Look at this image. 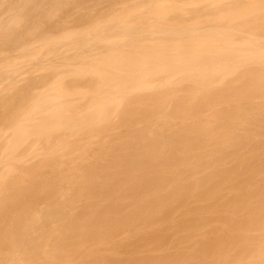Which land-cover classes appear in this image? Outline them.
Here are the masks:
<instances>
[{"label":"bare ground","instance_id":"bare-ground-1","mask_svg":"<svg viewBox=\"0 0 264 264\" xmlns=\"http://www.w3.org/2000/svg\"><path fill=\"white\" fill-rule=\"evenodd\" d=\"M6 1L9 0H0V12L8 3ZM12 1L10 0V2ZM117 1L118 3H116ZM133 1L94 0L92 3L95 6L99 4L100 7L101 4L105 5L104 9L106 4L103 3L115 2L117 6L120 5L119 10L116 4L115 8L114 5L113 8L112 5L109 6L110 9L117 10L112 11L113 13L110 10L111 14L107 12L109 14L106 18L108 22L105 21L106 24L103 22L105 25L100 27L102 28L100 32L105 34L108 31L110 33L111 31H113L112 33L123 31L128 34L130 39L132 38L131 43L139 45L141 50L138 46L136 48L138 51H136L134 46L126 43L125 46L132 47V53L128 51V54L124 50H129L130 47L123 50L118 49L120 47L119 38L112 40L109 36L111 40L109 41L107 36L108 39L105 38L106 40L99 44L102 46L107 40L108 43L113 41L112 49L110 50L109 46L110 48L105 51L106 47L104 46V51H100V53H104V57L100 55L102 58L98 57L99 59L93 53L95 62H97L95 65L93 63L90 65V62L94 60L89 59L90 62L83 61L85 66L81 67L82 69L77 67L78 70H82L77 74L73 73L75 77L79 75L76 77L78 80L79 78L84 79L82 81L85 82L88 75L91 77L88 78L90 81L85 82L90 83V89H85V92H89L84 94L85 97L89 101L96 98L100 102L99 110L94 107L96 112L91 113L92 115L88 113L89 120L84 116L87 119L84 120L85 123L83 115L87 116V114L82 112L87 108H84L82 103L79 104L81 100L79 102L73 98L77 92L73 91L75 95L72 91L69 93L68 89L70 88H68L67 93H63L66 89L62 90L64 87L60 88L59 86L57 89H61L62 92L54 89L51 91H56V94L61 92L64 95L56 96L49 90L51 87L47 83L50 84V81H46V77L42 74L39 75L40 77H36V81L42 75L45 78L38 79V81L42 80V84L39 81L40 85H45L43 83L45 81L47 82L45 86L48 85L49 88L44 86L46 89L43 92L39 93V91L38 96L35 94L34 97L37 99L29 98L36 90H40L37 89L38 86L41 87L38 82H34L35 78L31 79L33 86L26 83L28 86L24 91L28 87H32L33 90L35 85L37 87L33 93H31L33 91L31 88V92L28 89L29 97L26 95L27 93L25 95L19 93L17 95L20 96H16L17 92L14 94V91L15 96L11 95L12 99L9 95L12 93L9 91L11 89L8 88L6 90L9 91L8 96L10 97L5 99L2 96L5 92L0 89L2 92L0 93L2 96L0 97V172L4 170L0 174V264H73L70 262L71 260H75L76 264H140L142 261L141 264H264V105L255 101V99L264 100V49L254 48L256 51H253L251 48L255 47V43H261L260 40L264 37V32H261L264 31V23H257L258 20H264V4H261L262 1L264 3V0H256V3L251 0L254 4L248 0L254 6H251L247 0H237L236 4L244 2L243 4L239 3V9L241 6H246V10L245 8H243L244 11L242 8L240 9L242 12L240 10L234 12L235 8L238 9L234 0L230 4H226L225 7L220 4L216 9L211 8L209 4L205 6L204 2V6L198 5L201 9L208 10L204 19L208 26H213V28L211 27L212 31L214 28L217 29L219 22L221 23L219 25L224 23L222 26H227V29L228 26L231 28V24L235 22L231 32H226L227 30L224 32V35L230 34V36L227 35L229 38L223 36V31H219V33L210 36L213 38L205 35L203 39L207 37L206 42H202L201 37L199 40L197 38L199 35L188 33L197 25V29L201 28L202 31H207V28H210V26L203 27L207 26L204 25V20L198 21L203 17L200 15L201 13L199 14L200 17L202 16L201 18L193 13L198 11L199 7H194L191 12L190 8V10L186 7L183 8L182 0H179L180 3L182 2V7L174 5L176 3L172 4L170 1L168 2L169 6H162V8L159 6L161 4L159 2H163V0H138L134 2L137 4L140 2V5L141 2L142 4L147 2V8L134 12L133 9L140 10L141 6L139 5L137 8V4L134 6ZM187 1L190 4L202 2V0ZM257 1H260V4ZM10 2L9 8L6 7L7 10H4L6 12L2 13L3 15L0 17V51L1 48H7L5 49L7 52H9L8 49L17 48L16 50L21 51L19 52L21 53L20 57L16 54L17 58L25 59L15 63L19 59L14 62V58L9 57L10 61L14 62L9 63V58L3 57L7 60L8 65L3 61V64H0V80H7L6 82L17 76L19 71L21 73L24 66L26 70L27 65H33L32 62L35 60H41H37L38 57L34 51L38 48L37 44L43 43L48 52H52V54L55 52L54 55L57 52L60 54L62 50L59 51L60 48H57V45H67L74 41L77 43V40L85 39V37L92 39L93 35H97V30L92 28L96 25L90 26L89 23L95 18H100L99 21L105 19L106 14L102 17L100 14L104 12L96 11L100 14L95 18L92 14V18L90 17L92 20L88 17L90 11L89 14H86L88 16L85 21L87 22L89 19L88 25L90 29L92 28L93 34L90 29L84 30L85 22L81 21L84 16L79 14L83 10V4L78 8V3L75 4L71 0H14L12 3ZM71 2L74 7L78 6L75 8L76 12L73 11V6V9L69 7ZM132 2L133 5H131ZM175 2L177 1L175 0ZM180 3L177 2L179 5ZM232 3L234 9L233 5L231 6ZM164 5L166 4L164 3ZM208 5L211 9L208 8ZM229 5L233 11L228 8L231 13L223 12ZM248 5L251 8L247 7ZM98 7L97 5V9L101 10ZM90 8L87 7V10H84L88 11ZM117 11L119 14H116ZM132 11L140 13L133 16L139 23L138 25L136 22L130 21L131 18L133 20V17L129 18L133 15ZM83 12L85 15V11ZM189 12L197 16H194L196 19L198 18L194 22H199V24L192 22L195 19L193 17V19L190 18L191 21H182L187 24L191 22L190 26L180 25L179 15H181L180 17L186 16ZM60 13H65L66 16L70 13L75 15L70 14L65 17L63 14L59 16V20L57 14ZM153 13L155 16L150 15ZM203 13L205 14V12ZM223 13H226L225 16ZM76 14L82 18L79 19ZM170 15L176 16L175 18L172 16L174 19L178 17L179 20H176L179 23L175 24L176 21L170 18ZM52 16H56L55 20L57 19L58 23L67 18L65 19L67 21H62L63 25L67 23L66 28L64 27V31L60 30V35H57V37H62L60 40L55 39L56 33L52 34V31L49 33L50 29L47 31L44 29V24L51 25L49 18ZM70 16L72 18H69ZM156 16L158 19L155 18ZM113 17L114 19H112ZM150 17L157 19V22L154 19L156 23H151ZM240 18L243 19L244 24L248 21L247 18L249 21L253 19L248 27H244V24L242 26L240 23L242 22L239 20ZM48 19L49 22H47ZM69 19L83 25V27L79 25L84 30H82V34L81 31L78 33L79 31L75 28L76 34L66 33L61 36V33L66 32L65 29L69 28L68 23L71 24ZM109 19L112 20L109 21ZM170 19L175 21L174 24L169 23L172 21ZM143 20L146 23L145 26L142 25V27L127 33L126 28L133 27L128 23L141 26ZM99 21H97V27L101 26L102 21ZM147 21L153 24H150L152 28H156V36H153L155 30L149 28V23L148 27ZM209 22L211 24H208ZM213 22L218 23L212 24ZM255 22L262 29H260L261 31ZM93 24L91 22V25ZM192 24L196 26L192 27ZM54 25L52 27L55 29ZM255 25L257 28L251 31L259 32H255L249 40L256 35L257 38L252 41L255 42L256 39L259 41L252 45L253 42L243 39L250 37L253 33L250 34L249 29L246 28H250V26L253 28ZM60 26L58 25L59 29H61ZM85 26L87 27V23ZM234 26L239 27L235 32L240 31V28L245 29L239 33L244 30L249 32L250 35L246 36L242 33L245 37L239 33L238 36L245 43L249 42V46L244 42L245 46H243L245 50H248V47L251 48L252 52L246 51L247 53H245L243 49L239 51L236 48L240 43L238 42L239 37H236L237 33L232 34ZM225 27L219 26L218 29H226ZM203 28L207 30H203ZM195 29L192 31L196 32L197 29ZM141 31L145 34L141 33L140 35H146L147 39L143 38L142 40V37L139 36ZM47 33L52 35V38ZM260 33L261 38L258 36ZM99 34L98 37L100 36L99 39L102 40L103 37L101 38V34ZM53 36L55 37L53 38ZM201 36L203 37V35ZM232 36L234 39L230 41ZM155 37H159L157 41ZM223 37L229 40L225 41ZM99 39L96 40L99 42ZM179 39L181 40L179 41ZM146 40H149L148 43ZM222 40L224 43L221 42ZM262 40L264 41L263 38ZM83 41L81 40V51H83ZM154 41L156 42L154 43ZM235 41L238 42V45ZM92 42V40L88 41L91 44ZM96 42L93 44L98 45ZM117 42L118 48L116 47ZM263 43L260 47L264 48ZM87 44L85 42V45ZM143 44L148 46L150 44L151 47L146 45L145 47ZM259 45L261 44L256 46ZM122 46L120 48H123ZM241 46L242 43L239 48ZM16 50L9 53L13 54ZM109 50L110 52H108ZM112 50L115 51L113 53L115 56L108 55L113 52ZM117 50L119 54H124L116 57ZM98 51L97 54H99ZM105 52H108L107 55L110 56L107 59ZM3 53H5L4 50L1 54ZM83 53H80V58L86 56ZM86 54L88 55V53ZM8 55L6 53L7 57ZM66 55L63 59L67 61L64 63H68V66L65 65L67 67L72 65L75 68L76 65H73V61L74 64L79 63V61H75L80 60L79 55H76L77 59L74 54L73 56ZM90 56L87 57L90 58ZM46 59L41 60L43 61L42 68L50 65L49 60ZM83 59L81 58V60ZM46 61L49 62L48 65H46ZM236 64L243 65V72L241 71L240 75L238 72L242 68L235 69ZM37 65L39 64L37 63ZM80 65H83L82 61ZM66 66L62 68H66ZM41 67L39 65L38 69ZM46 69H51L53 72L52 68L47 67ZM115 70L123 72L118 74ZM234 70L238 71H236L237 79L225 82L226 76L234 73ZM63 73L61 72V76ZM45 75L47 74L45 73ZM56 75L59 76V74ZM80 75H85V78ZM14 80L15 86L17 80ZM74 81L76 80H73L72 86L75 85ZM24 82L22 81V83ZM2 83L4 84V81ZM76 84H79V81ZM62 85L63 83H61ZM81 92H84V89ZM94 96L96 97L94 98ZM85 97L84 100H86ZM28 99H31L30 104L27 103ZM77 101L80 106L76 105ZM94 102L95 106H98L99 102ZM114 108V112L117 109L121 110L120 115L118 114L119 116L114 119L118 121L113 120V115V118L111 117ZM55 118L58 119L57 122ZM86 121L88 122L86 123ZM8 124L11 130L10 133L8 132L9 136L6 137L9 130L5 126ZM116 129H122L123 133L119 130L121 133L115 135L114 130ZM76 130L80 133L81 139L84 136L85 141L87 140L86 144L91 141L96 143L92 147L96 145L97 147L92 148L88 145L87 148L85 145L87 148L85 150V147L83 149L84 145L82 146L85 141L81 143L79 139L78 146L75 143L71 144L72 146L76 145L74 152V150L72 151L74 148L70 149L71 146L69 148L64 146L65 140L61 145H63V149L65 147V150H70L63 153V150H60L62 149V147L60 148L61 140L64 137L65 139L71 137V133ZM74 138L76 137L74 136ZM95 140L97 141L95 142ZM35 146L36 148L40 146L42 150L33 149ZM88 149L89 151H87ZM76 151L79 153L75 155ZM73 153L74 155L69 159L68 155ZM28 154L38 157H34L35 160L30 158L32 156L28 157L33 162L25 161L24 157L21 160L22 155ZM5 166L10 167H6L8 172H6ZM1 177L5 178L1 180ZM3 180L6 181L3 182ZM176 213L180 216L179 220L175 218ZM121 236L128 238L127 240L131 239L133 242L130 243ZM122 238L125 239L124 243H130L133 247L130 244V246L128 244L126 246L122 242L124 240H120ZM143 250H147V252L150 250L154 257L150 254L152 258H147L149 253L145 255L147 252ZM155 253L159 254L155 255ZM143 255L146 258L141 257ZM136 258L137 260H135ZM231 258H234L235 261L233 259V262H230Z\"/></svg>","mask_w":264,"mask_h":264},{"label":"rangeland","instance_id":"rangeland-1","mask_svg":"<svg viewBox=\"0 0 264 264\" xmlns=\"http://www.w3.org/2000/svg\"><path fill=\"white\" fill-rule=\"evenodd\" d=\"M11 1H12V0H11ZM13 1H14V0H13ZM13 1H12V2H13ZM71 1H72L73 3L75 2V4L78 3L77 5H79V7H78L77 5H75V7H74V4H73L72 2L69 3V4L71 5V6H69V7L72 8V6H73L74 9H73V8H72V9H73V11L75 10V12H76V9H75L76 7L80 8V6H82V4H83L84 7H85V6H86V3L88 2V3H87V6H86L85 8L82 6V9H83V10H81L82 12L79 13L82 17L84 16V17H83L84 19H83L82 17H78L79 14H76V17H78L79 19L82 18L81 21H82L83 23H84V22L87 23V27H89V25H88V21H89V19H88L87 22H86L85 20L87 19V16H88V15H86V14H89V11H90V16H88L89 18H90V17L92 18V16H91L92 14H93V17H94V18H95V16L98 17L100 13H99V12H96V11L104 12V13L100 14V16H102V17H104V14H105V13L107 14V16H106V14H105V19H101V20H100V21H102V22H101V26H99V27H97V25H98V24H97V23H98L97 21H99L100 18H99V19H98V18H97V19L95 18L97 21H96L95 19L92 20V19L90 18V20H92V21H91L92 24H93V23H94V24L91 25V22H90L89 24H90V26H94V25H96V26H94V27H92V28H93V30L95 29V31L97 30L96 33H98V34H99V33L101 34L100 29H102V28H100V27H102L103 25L106 24L105 21L108 22V20L106 19V18L108 17V15L111 14L112 11H116V10H117V9L112 10L113 5H114V8H115V4L118 3V1H117L116 3H115V2H114V3H110V2H109V3H103V4H106V7H109V6L112 5V8L110 9V7H109V8H108L109 10H108L106 7H105V9H104V6H105V5L103 6V5L101 4V7H100L99 4H96V6H95V4H92V3H94V0H93V2H92V0H88V1H87V0H82V2H80V0H79V2H78V0H77V2H76V0H75V1H74V0H71ZM83 1H84V2H83ZM86 1H87V2H86ZM119 1H120V0H119ZM134 1H138V0H134ZM134 1H133V2H134ZM139 1H140V0H139ZM141 1H143V0H141ZM166 1H167V0H166ZM166 1L164 2V0H163V2H164L166 5H164L163 2H159V3L163 4V5L159 4V6H161V8H162V6H163V7H165V6H167V5L169 6L170 3H168V2L171 1L172 4L176 3V4H174V5H178L179 7L183 4V6H184L183 8H185V7L188 8V9L190 8V9L192 10L191 12H193L194 7H195V8H198V7H199L198 5H201L200 7H202V6H204V3H205V6H207V4H209L211 8L214 7V8L216 9V8H218V5L220 6V4H221L222 6L225 7L226 4H230L231 1H233V0H202V2L199 1L198 3L192 1V2H193L192 4L188 3L187 0H185V1L182 0L185 4H190V5H188V6H186V5H185L184 3H182V2H181V3H182V4H181L179 0H176V1H177L178 3H180V5L177 4V2H175V0H173V2H172V0H168L167 2H166ZM190 1H191V0H189V2H190ZM236 1H237V0H234L233 2L235 3ZM242 1H246V0H242ZM247 1H248V0H247ZM249 1H251V0H249ZM249 1H248V2H249ZM7 2H8V3H7ZM9 2H10V0H9V1H6L7 4H6L5 7L3 8V10L1 9L2 11L0 12V13H1V14H0V17L6 12V11L4 12V10H7V8H9V7H8V6H9ZM12 2H10V3H12ZM85 2H86V3H85ZM133 2H132L131 5H133ZM203 2H204V3H203ZM208 2H209V3H208ZM251 2H253V1H251ZM251 2H249V4H250ZM254 2L256 3V0H254ZM254 2H253V4H254ZM257 2L259 3L260 1H257ZM80 3H81V4H80ZM139 3H140V2H138V4H137L136 2H134V6H135V4H137L136 6H137V8H139V7H138V6L140 5ZM144 3H145V4H142V2H141L140 10H138V9H137V10H136V9L134 10V9H133V11H134V12H136V11L138 12V11H142L143 9L147 8V7H146V6H147V4H146L147 2H144ZM196 3H197V4H196ZM223 3H224V4H223ZM239 3H240V4H243L244 2H243V3H242V2H239ZM239 3H238V2H237V4L235 3L236 6L238 5V6H237L238 9H236V8L234 9V5H233V3L231 4V6L233 5L232 8L234 9V12H235V11H239L241 8H242L243 11H244L243 8H245V10H246V6H245V7H242V6H241V8L239 9V7H240V6H239ZM258 3H257V4H258ZM129 4H130V3H129ZM172 4H171V5H172ZM193 4H194V5H193ZM253 4L251 3L250 5H251V6H254ZM259 4H260V3H259ZM261 4H264L263 1H262ZM97 5L99 6L98 8H100L101 10L97 9ZM123 5H124V4H123ZM155 5H156L157 8H159L157 4H155ZM195 5H197V6H195ZM209 5H208V8H210ZM244 5H245V4H244ZM116 6H117V4H116ZM119 6H120V5H119ZM119 6H117V8H118ZM125 6H126V4H125ZM127 6H128V5H127ZM134 6H133V7H134ZM191 6H192L193 8H192ZM216 6H217V7H216ZM227 6H228V5H227ZM231 6L229 5V7H227V9L230 8ZM236 6H235V7H236ZM251 6L248 5L247 7L251 8ZM258 6H260V5H258ZM258 6H257V7H258ZM6 7H7V8H6ZM87 7H88V9L91 7V8H93V10H91V8H90V10L86 11V10H87ZM102 7H103V10H102ZM122 7H123V6H122ZM133 7H131V8H133ZM181 7H182V6H181ZM200 7H199V8H200ZM120 8H121V6H120ZM203 8H204V7H203ZM211 8H210V9H211ZM232 8H230V9L233 11ZM249 8H247V9H249ZM253 8L255 9L256 7H253ZM253 8H252V9H253ZM69 9H70V8H69ZM84 9H86V10H84ZM95 9H96V10H95ZM188 9H187V10H188ZM190 9H189V10H190ZM200 9H201V8H200ZM200 9H199L198 11L195 9L196 11H194L193 13H194V14L196 13L195 15H197V16H199V17H200V15H203V17L201 16L202 18L200 17V18H201L200 20H199L198 18H197V19H198V21H201V22L204 20L205 24H204V22H203V24H204V25H207V23H206L207 21H205V19H204L206 16H204V15H206V13H207L208 10L205 11V10H203V9H201V10H200ZM227 9H226L225 11H223V12H226V11H227V12H230V11H231L230 9H228L229 11H228ZM254 9H253V10H254ZM70 10H71V9H70ZM94 10H95V11H94ZM110 10H111V12H110ZM118 10H119V8H118ZM242 10H240V11L242 12ZM83 11H85V15H84V12H83ZM105 11H106V12H105ZM133 11H132L133 15L130 16L129 18L133 17L134 14H135V15L140 14V13H134ZM201 11H202V12H201ZM251 11H252V10H251ZM71 12H72V11H71ZM77 12H78V11H77ZM107 12H108L109 14H108ZM117 12H118V13H116V12H115V13H116V14H119V11H117ZM191 12H189L188 14H186V16L183 15L184 17H183V16L180 17L181 15H179L180 23H179V21H178V20H179L178 17L176 18V19H178V20L174 19L176 16H173V15H172V16L174 17V18H173V17L170 15L169 17L176 21L175 24L179 23L180 25L185 24V25H189V26H190L191 22H188V24H187V22L182 23V21H188V20L191 21V19H193V17L195 16V15L192 14ZM197 12H198V14H197ZM203 12H205V14H204ZM241 12H237V13L239 14V13H241ZM2 13H3V14H2ZM73 13H74V12H73ZM73 13H70V14L75 15V14H73ZM95 13H96V14H95ZM97 13H98V15H97ZM112 13H113V12H112ZM200 13H201V14H200ZM230 13H231V12H230ZM63 14L65 15V17H67V16L70 15V14H67V16H66L65 13H63ZM63 14H61V13H60V14H57V15H58L57 19L60 20L59 16H60V15L62 16ZM94 14H95V15H94ZM191 14H192V15H191ZM199 14H200V15H199ZM225 14H226V13H225ZM225 14L223 13V16H225ZM57 15H56V16H57ZM77 15H78V16H77ZM150 15L155 16L154 13H153V14H150ZM150 15H149V16H150ZM56 16H52V17H51V18L54 17V18H53L54 20H53V19L51 20V18H49V19H50V22H49V19H48L47 22H49L51 25H49V24H47V25L44 24V25H43V23H44L45 21H44L43 23H41V25L44 26V29H46L45 31H47V30L50 29V30H49V33H50L51 31L53 32V33L51 32L52 34H55V33H56V34H55L56 37L53 36V38L55 37L56 40H57V38L60 40V38H62V37H60V36L57 37V35H60V32H61L60 30L64 31V27H65V25H67V23H66V24L64 23L65 25H63V22H64L63 20H65V19H67V18H64L63 20L61 19L63 22H62V21H61V22L59 21V23H58V22H57L58 20H57V19L55 20ZM85 16H86V18H85ZM112 16H115V15L112 14ZM112 16H109V17H112ZM197 16H195V17H197ZM74 17H75V16H74ZM102 17H101V18H102ZM195 17H194V18H195ZM210 17H211V16L209 15V18H210ZM252 17H253V16H252ZM69 18H72V17L70 16ZM150 18H151V17H150ZM155 18L158 19L157 16H156ZM155 18H154V17L151 18V23L155 22V21H154ZM183 18H185V19L183 20ZM190 18H191V19H190ZM222 18H223V17H222ZM250 18H251V17H250ZM255 18H256V17H255ZM255 18H254V19H255ZM263 18H264V17H263ZM73 19H74V18H73ZM73 19H72V21H73ZM75 19H76V18H75ZM75 19H74V20H75ZM112 19H114V17H113ZM112 19H111V20H112ZM135 19H136V18L133 17V20H132V18H131L130 21H132V22H136L137 20H135ZM157 19H155L156 22H157ZM172 19H170V21H171ZM181 19H182V20H181ZM186 19H187V20H186ZM197 19H196V18L193 19L192 22H194V20L196 21ZM252 19H253V18H252ZM252 19H251V21H252ZM257 19H258V18H257ZM111 20L109 19V21H111ZM134 20H135V21H134ZM149 20H150V19H149ZM149 20H148V21H149ZM173 20H172L171 22H169V21H168V22H169L170 24H171V23L174 24L175 21H173ZM206 20H207V19H206ZM239 20L242 21V22H240ZM239 20H238V21H239L240 23H242V26H243V24H244L245 22L243 23V19L241 20V18H240ZM247 20H248V21H247ZM247 20H246V21L249 22V23L246 22V24H248V25L244 24V27H248V26L250 25V22H251V21H249V18H247ZM65 21H67V20H65ZM68 21H71V19H69ZM72 21H71V24L68 23L69 28L65 29L66 32L61 33V36L64 35V34H66V33H69V34H76L77 31H79L78 33H80V31H81V34L83 33V32H82V30H83V29H82L83 25H80L79 20L77 19V21H78L79 24H77L76 21H73V23H72ZM93 21H95V22H93ZM100 21H99V22H100ZM145 21H146V20H145ZM148 21H147V25H148V23H149V25H150L151 23L148 22ZM177 21H178V22H177ZM254 21H256V20H254ZM254 21H253V22H254ZM47 22H46V23H47ZM52 22H53V23H52ZM74 22L77 24V26H76V24H75ZM82 22H81V23H82ZM103 22H104L105 24H103ZM156 22H155V23H156ZM258 22H263V23H264V20H263V21L258 20L257 23H258ZM57 23H58V24H57ZM61 23H62V24H61ZM83 23H82V24H83ZM85 23H84V30L90 29V27L87 28V27L85 26ZM136 23H137V22H136ZM155 23H154V24H155ZM189 23H190V24H189ZM194 23H195V24H197V23L199 24V22H194ZM216 23H218V22H216ZM216 23L213 22L212 24H216ZM234 23H235V22H234ZM234 23L231 24V28H229V26H228V29H227V26H226V27H225V26H222L224 23H223L222 25H219V24H221V23L219 22L218 27H219V26H220L221 28H222V27H223V28L225 27L226 29H221V28L218 29V27H217V29L214 28L215 30L213 29V31L211 30V29L213 28V26H211V25H209L210 28H207V27H209L208 25H207V26H203V25H202L203 27H206L208 30L205 29V28H203V30H207V31H202V29L200 28L201 31H199L200 29H199V28H198L199 30L197 29L198 25H197V27H195L196 25H195V24H194V25L192 24V25H193L192 27H195L197 30L194 28V29L196 30V32H195V31H192V30H194V29L191 27L192 29H191L188 33H191V35H192V34H193V35H195V34H196V35H199V37L197 36V38H198L199 40L203 39L205 35H206L207 37H208V36L210 37V36L215 35L216 33H219V31H221V32L223 31V32H222L223 36H227L228 34H225V35H224V32H225L226 30H227L226 32H231L232 25H233ZM236 23H237V22H236ZM255 23H256V22H255ZM257 23H256V25H257ZM263 23H262V24H263ZM54 24H55V25H54ZM60 24L62 25L63 29H62V27L60 26ZM69 24H70L71 26H70ZM72 24H73V26H72ZM128 24H129V25H132L133 27L131 28V26H130V29H129V27H128L129 25H128ZM128 24H127V25H128V26H127L128 28H126V30H127V33H130V31H133V30H135V29H138V28L142 27V25L145 26L144 24H146V23H145L144 20H143V23H141V26H137L139 23H137V25L134 24V23L131 24V22L128 23ZM133 24H134V25H133ZM200 24H201V23H200ZM208 24H211V23L209 22ZM238 24H239V23H238ZM253 24H254V23H253ZM253 24H252V25H253ZM52 25L56 26L55 29L52 27ZM58 25L60 26L61 29L58 28ZM79 25L82 26V27H79ZM99 25H100V23H99ZM135 25H136L137 28L134 27ZM149 25H148V27H149ZM151 25H153V24H151ZM151 25H150L149 28L155 30V32H153V36H156V28H154V27L152 28ZM239 25H240V24H239ZM245 25H246V26H245ZM256 25H255V27H253V28L250 26L251 29H250V28H246L247 30L249 29L248 31L250 32V34L253 32L251 35L249 34V32H247V31H245V30H244V31L247 32V33H245L244 31H242V33L245 34V36H246L247 34L250 35V37H249V36L247 37L248 39H247L245 36H243L242 33H239L241 30H243V29H245V28H240V29H241L240 31L235 32V31H237V30L239 29V27H236L237 24H236V26H234V27L237 28V29L235 30V28H233L234 31L232 30V34H233V33H237V36H236V37H239V41H238V42H239L240 44L242 43V46H241V47H243V48H241V47L239 48L240 44L238 45V44H237L238 42L236 43V41H235L236 45H238V47L236 46V48H237L239 51H240V50L242 51V49H243V50L245 51V53H247V52L250 53V52H252L251 48L253 49V51H254V50L256 51V49H257V50H260V49L263 50V49H264L263 47H260V46H262V42H264V41L262 40V38L264 39V37H262V38L260 37V36H261V33H260V35H258V36L261 38V40H262V41L260 40L261 43H259V42L255 43L256 41H259V40H257V39L255 40V42L252 41V39L254 40V38H257L256 35H254V37H253L251 40H249V39L251 38V36H253V34H254L255 32H259V31L262 30V29H261L260 27H258V25H257L259 31H257V30H255V32H254V31H251V30H254V28H255V29L257 28ZM259 25H261V24H259ZM45 26H46V27L48 26V27L46 28ZM49 26H50V27H49ZM242 26H240V27H242ZM253 26H254V25H253ZM41 27H42V26H41ZM96 27H97V28H96ZM200 27H201V26H200ZM211 27H212V28H211ZM57 28H58V29H57ZM65 28H66V27H65ZM75 28H77V31L75 30ZM79 28H81V29H79ZM92 28H91L90 30L93 32ZM52 29H54V30H52ZM56 29L59 31V33H57L58 31H57ZM68 29H69V30H74V31H69ZM131 29H132V30H131ZM209 29H210V30H209ZM260 29H261V30H260ZM42 30H43V27H42ZM55 30H56V31H55ZM67 30H68V31H67ZM84 30H83V31H84ZM154 30H152V31H154ZM229 30H230V31H229ZM263 30H264V29H263ZM43 31H44V30H43ZM88 31H89V30H88ZM98 31H99V32H98ZM128 31H129V32H128ZM197 31H199V32H197ZM214 31H215V32H214ZM71 32H72V33H71ZM108 32H109V34H108ZM108 32H107V33L105 32V34H103V33H104V32H103V33H102L103 35L101 34V38L103 37L102 40L99 39L100 36L98 37V34H97V35H96V34L93 35L94 37H93L92 39H91L90 37H85V36H84L85 39H81V40H82V41L84 40V41L86 42V44L88 43V41L91 42V40L93 41L92 44L95 43V42L97 41L96 39H99L100 41H99V42H98V41L96 42V43L99 45V47H98V45H96V44H93V45H92L91 43H88L87 45H85V42L83 41V43H84V44H83V47H82V50H83V51H81V48H80V47H81L80 45L82 44L81 40H77V43L80 42V44H77V43L74 41V42H69L70 44L67 43V45H66V44H60V46L57 45V48H58V47L60 48L59 51L62 50V52H60V54L57 52L55 55H54L55 52H53V54H52V52H48V51H47V47H44V44H43V43H42V44H43V47H41V45H42L41 43H40L41 45H38V44H37L36 46H38V48H37V47H36V48H37L38 50H37V49H36L37 51L34 50V51L36 52V53H35L36 56L38 57L37 60H39V59H41V60L46 59L47 56H48V58H47L46 60H49L50 63L46 61L47 64H46V62H44V64L48 65V63H49L50 65H48V66H45V65H44V66H45L46 68H47V67L52 68L54 73L52 72L51 69H46L45 67H43V68L41 67L43 61H41V60L36 61V60H35L36 62H35V61H34V62H35L36 64H35L34 62H32L33 65H31V64H30V65H27L28 68H27L26 70H27L28 72L25 70L26 67L24 66V68H22L23 71H22L21 73H19V72H20V71H19V72L16 74L17 76H14L12 80L9 79V80H11L10 83H8L9 80H8V82H6L7 80H6V81H5V80H0L1 83H2V81H4V84H5V85L8 84L7 86H5L3 83H2L3 85L0 83V84H1V85H0V89H1V91L4 90L5 93L7 92V93H6V94H7V97H5L6 94H5L4 92H3V93H4L5 96L2 95V94H1V95L6 99V98L10 97L11 95H12V96H15L14 94L17 92V93H16V96H20V95H17V94H19V93H20V94H23V93H24V95L27 93L26 95L29 97L28 94L31 92V90H33L32 87H30L31 90H30V88L28 87V89L30 90V92H29L28 89H26V91H24V90H25V88H27L28 85L33 86V84H31V83H32V80H31V79H34V78H35V81H34V82H35V83L38 82V85H40L39 81H40L41 84H42V80H39V81H38V79H41V78L43 77L42 75H44V76L46 77V81H50V84L47 83V82H45V81H44L43 83H45V85H46V83H47L48 85H50L49 87H51V88H49L48 85H47V86H45V85H43V86L40 85L41 87H39V86L37 85V86H38V88H37V87H35V86H36V85H35V86L33 87L34 90H33L31 93H33V92L36 90V88H37V89H40V90H36L37 92L35 91L36 93L34 92L33 94H31V95H30L31 97H29V98H32V97H33L32 100H34V98H36V97H34L35 94H37L39 91H40L39 93H41V91L43 92V91L46 89V88L44 89V86H45V87H48L49 90H50V92H52V91H51L52 89H54V90H56V91L58 90V92H59V90H61V89H57V87L59 88V86H60V88L64 87V88H62V90H65V89H66L65 91H63V93H64V92L67 93V89L70 88V89H68V90H70L69 93H71V91L73 92V91L75 90L74 92H77V93H75V94L78 95V96H76V95L74 94V92H73V94L75 95V96H73V98H75L76 100H79V102H80V100H81V102H80L79 104L82 103L83 107H84V108H87V110H84V111L81 110V111H83L82 113L85 112L84 114H87V116H86V115H83V117L85 116L86 118H88L89 114H90V115L94 114V113H93V112L95 111L94 109L99 110L100 102H99V99H98V101H97V99L95 98L96 96H94L95 100H93V99H92L93 97H92L91 100H93V101H89V99L87 100V97H85L86 95H84V94H86V93H89V92H85V91H86L85 89H87V88H88V90L90 89V83H89V82L85 83V82L88 80V78H89L90 76L88 75V77L86 78V80H85V82H84V81H82V80H84V79H80V78H79V80H78L76 77H79V75H76V77H75V74H77V73H79V72L82 71V70L80 71V69H82V68L85 66V65H84V62H86V61L90 62L89 59H92L91 61L94 60L93 62H90V63H91L90 65H93V64L95 65V64L97 63V62H95L96 59L94 58L96 55H97L96 58H98V57L102 58L100 55H103V57H104V53H103V52L100 53V51H102V50L104 51L105 47H106V49H105V51H106L107 48H110V47H111V43H114L113 41H112L111 43H110V42L108 43V40L111 41V40H110V37H111L112 40H114V39H116V38H117V39L119 38L120 43H121V44L119 43V45H120V47L123 45V46H122L123 48H120L119 45H118V42H119V41H118V40H115V41H118V42H117V45H116L117 48L119 47L118 49H122V50H123V49H126V48L128 49L130 46H129V45L125 46L126 43H127V44H130L132 47L134 46L135 49L139 46V45H137V44H134V45H133V44L131 43V42H132V41H131L132 38L130 39V37L128 36V34H126V33L123 32V31H121V32L119 31V32H115V33H112L113 31H111V33H110V31H108ZM192 32H193V33H192ZM211 32H212V33H211ZM261 32H264V31H261ZM49 33H47V34H48V36L51 37L52 35H50ZM141 33H142V34H145V32L141 31V32L139 33V36L142 37V40H143V38H146V39H147V37H145L146 35H145V36L140 35ZM200 33H201V34H200ZM205 33H206V34H205ZM238 33L241 34L243 37H245V38L243 39L244 41H245V39L248 40V41H251V42H253V44L250 43V44H252V45H254V43H255V47H254V46H252V47L250 46L251 48L248 47V50H247V49L245 50V49H244V46H245L246 44L248 45L249 42L246 41L247 43H245L244 41H242V40L240 39V36H238ZM42 34H43V33H42ZM45 34H46V33H45ZM91 34H92V33H91ZM93 34H94V32H93ZM100 34H99V35H100ZM110 34H111V35H110ZM116 34H117L118 37L116 36ZM122 34H123V38H122ZM43 35H44V34H43ZM85 35H86V34H85ZM88 35H90V34H88ZM88 35H87V36H88ZM125 35H126V37H124ZM196 35H195V36H196ZM201 35H203V37H202ZM107 36H108L109 39L107 38ZM109 36H110V37H109ZM112 36H113V37H112ZM114 36H115V37H114ZM119 36H120V37H119ZM149 36H150V35H149ZM228 36H230V34H229ZM228 36H227V38H229ZM233 36H234V35H233ZM233 36H232V39H231V37H230V39H231L230 41H232V40L234 39ZM50 37H49V38H50ZM91 37H92V35H91ZM95 37H96V38H95ZM127 37H129V39H126ZM140 37H139V39H140ZM200 37H201V39H200ZM207 37H206V38H207ZM236 37H235V38H236ZM27 38H29V37H27ZM51 38H52V37H51ZM105 38H107L108 40H107L106 42H104V45L101 46L99 43L102 44V42H103L104 40H106ZM113 38H114V39H113ZM120 38H122V39H120ZM124 38H125V39H124ZM158 38H159V37H158ZM158 38L155 37L156 41H157ZM179 38H181V37H179ZM206 38H205V39H206ZM210 38H213V37H210ZM210 38H208V39H210ZM223 38H225V39H223V40H225V41L227 40L226 37H223ZM260 38H258V39H260ZM89 39H91V40H89ZM93 39H94V40H93ZM152 39H153V38H152ZM195 39H196V38H195ZM205 39H203L202 42H206ZM217 39H218V38H217ZM221 39H222V38H221ZM221 39H219V40H221ZM237 39H238V38H237ZM142 40H141V41H142ZM159 40H160V39H159ZM180 40H181V39H179V41H180ZM223 40H222L221 42H223ZM228 40H229V39H228ZM228 40H227V41H228ZM235 40H236V39H235ZM101 41H102V42H101ZM123 41H124V42H123ZM144 41H145V39H144ZM146 41H147V43H148L149 40H146ZM150 41H151V40H150ZM156 41H154V43H155ZM182 41H183V40H182ZM182 41H181V42H182ZM196 41H197V40H196ZM210 41H211V39H210ZM230 41H229V42H230ZM240 41H241V42H240ZM129 42H130V43H129ZM142 42H143V41H142ZM152 42H153V41H152ZM152 42H151V43H152ZM181 42H180V43H181ZM243 42H244L245 45L243 44ZM74 43H76V44L74 45ZM106 43H107V44H106ZM115 43H116V42H115ZM144 43H145V42H144ZM149 43H150V42H149ZM154 43H153V44H154ZM200 43H201V42H200ZM223 43H224V42H223ZM225 43H226V42H225ZM89 44H90V45H89ZM105 44H106V45H105ZM108 44H109V45H108ZM124 44H125V45H124ZM140 44H141V43H140ZM258 44H261V45L258 46V47H260L259 49H258V47L256 46V45H258ZM263 44H264V43H263ZM73 45H74V46H73ZM135 45H136V46H135ZM143 45H144V46L146 45L147 47H151L150 44H149V46H148L147 44H143ZM243 45H244V46H243ZM67 46H68V47H67ZM94 46H95V47H94ZM100 46L102 47L101 50H100V48H101ZM104 46H105V47H104ZM109 46H110V47H109ZM146 46H145V47H146ZM248 46H249V45H248ZM263 46H264V45H263ZM39 47H40V49H39ZM76 47H77V48H76ZM87 47H91V48H87ZM132 47H130L129 50H124V51H127L126 53H128V51H129L130 53H132V51H131V48H132ZM79 48H80V49H79ZM83 48H84V49H83ZM95 48L97 49V51H98V49H99V51H98L99 54L96 53L97 51H96ZM113 48H115V47H113ZM117 48H116V49H117ZM254 48H256V49H254ZM5 49H7V48H3V49L1 48L0 54L2 53L3 50L5 51V53H3V54L0 55V60H1L0 64H3L2 61L5 62V64H7V63H6V62H7L6 59L9 58V57H10V58H11V57L14 58V59H13L14 62H15L16 59H19V58H17L18 56H17L16 54H18L19 57H20L21 53H19V52H21V51L16 50L17 48H16V49L14 48V50H16L17 52L15 51L16 53L14 52L13 54H10L9 52H13L14 50H9V49H8L9 52H7V50H5ZM11 49H13V48H11ZM71 49H72V51H71ZM93 49H94L96 52H93V51H94ZM111 49H112V47L110 48V50H111ZM110 50H109L108 52H110ZM114 50H115V49H114ZM114 50H112L113 52L109 53L108 55L113 54V53L115 52ZM122 50H121V51H122ZM139 50H141V49H140V46H139ZM34 51H33V52H34ZM41 51H42V52H41ZM77 51H78V52H77ZM80 51H81V52H80ZM89 51H90V52H89ZM117 51H118V50H117ZM117 51H116V52H117ZM121 51H120V52H121ZM133 51H134V48H133ZM136 51H138V49H136ZM244 51H243V52H244ZM246 51H247V52H246ZM263 51H264V50H263ZM43 52H44V53H43ZM82 52H84L83 54L86 55L85 57H81V58H84L83 60H81V58H80V56H81L80 53H82ZM91 52H92V53H91ZM108 52H105V54H106L105 58H106V59L110 57V56L107 55ZM6 53H7V55L9 54L8 57L6 56ZM39 53H40V54H39ZM66 53H68L67 55H70V56H71V55L73 56V54H74V56H75L76 58H75V57H73V58H75V59H77V56H76V55H79L78 58H80V60L82 61V64H83V65H80V64H81V61L78 59V60H75V61H79V63L74 64V61H73V65H76L75 68H74V66H72V65H70V67H67V66H68V65H67L68 63H64V62H67V61L63 59V58L65 57ZM71 53H73V54H71ZM86 53H88V55H87ZM93 53H95V54H94L95 56L93 55ZM117 53H118V55H117ZM117 53H116V57L119 56V55H123V54H124V53L119 54V51H118ZM4 54H5V55H4ZM35 54H34V55H35ZM91 54H92L93 56H92ZM128 54H129V53H128ZM2 55H4V56H2ZM15 55H16V58H15ZM46 55H47V56H46ZM53 55H54V56H53ZM67 55H66V56H67ZM90 55H91V56H90ZM98 55H99V56H98ZM113 55H114V54H113ZM125 55H126V54H125ZM45 56H46V57H45ZM50 56H51V57H50ZM87 56H90V58L87 57ZM107 56H108V57H107ZM114 56H115V55H114ZM127 56H128V55H127ZM3 57L6 58V59H4ZM43 57H44V58H43ZM61 57H62V58H61ZM86 57L88 58V60H86V59H87ZM92 57H93V58H92ZM111 57H112V55H111ZM10 58L8 59V60H9V63H10V62H13V61H10ZM23 59H25V58H21V59H19V60H16L15 63H17V62H21ZM50 59H51V60H50ZM98 59H99V58H98ZM98 59H97V60H98ZM4 60H5V61H4ZM52 60H53V61H52ZM56 60H57V61H56ZM84 60H85V61H84ZM23 61H24V60H23ZM25 61H26V60H25ZM44 61H45V60H44ZM83 61H84V62H83ZM14 62H13V63H14ZM70 62H71V61H70ZM99 62H100V61H99ZM37 63L40 65L41 68L38 69L39 65H37ZM40 63H41V64H40ZM53 63H55V64H53ZM63 63H64V64H63ZM92 63H93V64H92ZM65 64H66L67 66H66ZM71 64H72V63H71ZM7 65H8V64H7ZM61 65H62V66H61ZM63 65L66 66V68H62V67H64ZM77 65H78V66H77ZM87 65H88V64H87ZM239 65H240V66H239ZM239 65L236 64V66H234V68L237 69V70H239V68H242V66H243L242 64H239ZM2 66H5V65H2ZM33 66H34V67H33ZM52 66H53V67H52ZM0 67H1V66H0ZM29 67H31L32 70H31V68H29ZM56 67H57V68H56ZM58 67H60V68H58ZM77 67L80 68V69L78 70ZM81 67H82V68H81ZM86 67H87V66H86ZM114 67H116V66H114ZM4 68H5V67H4ZM55 68H56V69H55ZM2 69H3V68H2ZM2 69H1V70H2ZM20 69H21V68H20ZM22 69H21V70H22ZM34 69H35V70H34ZM40 69H41V70H40ZM42 69H43V70H42ZM44 69H45V70H44ZM60 69H61V71H60ZM72 69H73V70H72ZM76 69H77V71H76ZM38 70H39V71H38ZM46 70H51V71H46ZM55 70H56L57 72H56ZM66 70H67V72H68V70H69V72L67 73ZM237 70H234V71L236 72ZM41 71H44V72H41ZM58 71H59L60 73H59ZM74 71H75V72H74ZM78 71H79V72H78ZM117 71H118V70H115V72L118 73V74H122V72H123V71H122V72H121V71H120V72H117ZM241 71L243 72V68L240 69L239 72L237 71V72L239 73V75L242 73ZM47 72H48V73H47ZM61 72H62V73L64 72V73L62 74V76H61ZM235 72L232 73V74L230 73L229 76L227 75L226 78H225V79H226L225 82H232L233 80L237 79L238 74H237V72H236V74H235ZM22 73H23V74H22ZM30 73H31V74H30ZM45 73H46L47 75H45ZM73 73H75V74H73ZM40 74H42V75H41V78H38L37 81H36V77H37V76L40 77V76H39ZM56 74H59V76L56 75ZM64 74H65V75H64ZM72 74H73V76H72ZM118 74H117V75H118ZM22 75H23V76H22ZM30 75H31V76H30ZM49 75H51V76H49ZM69 75H70V76H69ZM85 75H86V74H85ZM85 75H84V76L80 75V76H82L83 78H85ZM20 76H21V77H20ZM34 76H35V77H34ZM48 76H49L50 78H49ZM53 76H54V77H53ZM56 76H58V77H56ZM86 76H87V75H86ZM17 77H18V79H17ZM26 77H27V79H26ZM45 77H43V78H45ZM47 77H48V78H47ZM73 77H74V79H73ZM20 78H21V79H20ZM22 78H25V79L23 80ZM57 78H59V79L56 80ZM70 78H71V79H70ZM75 78H76V79H75ZM90 78H91V77H90ZM14 79L17 80L15 86H14V83H15V82H13ZM53 79H54V82H53ZM60 79H61V80H60ZM92 79H93V78H92ZM92 79H91V80H92ZM115 79H116V78H115ZM117 79H118V78H117ZM117 79H116V80H117ZM15 80H14V81H15ZM21 80H22V81H25V82L22 83ZM73 80H76V81H74V84H75L74 86H72V85H73ZM119 80H121V78H119ZM231 80H232V81H231ZM58 81L60 82V85H59V82H58ZM66 81H68V82H66ZM77 81H79V84H76ZM88 81H90V79H89ZM18 82H19V83H18ZM51 82H53V83H51ZM64 82H65L66 84H65ZM81 82H84V83H81ZM11 83H13V84H11ZM26 83H27L28 85H27ZM35 83H34V84H35ZM57 83H58V84H57ZM61 83H63L64 86H63V85L61 86ZM10 84H11V85H10ZM19 84H20L21 86H20ZM68 84H69V85H68ZM70 84H71V85H70ZM80 84H81V86H80ZM82 84H84V85L82 86ZM86 84H88L89 86L86 85ZM16 85H17V86H16ZM51 85H53L54 87L51 86ZM56 85H57V86H56ZM67 85H68V87H67ZM78 85H79V86H78ZM85 85L87 86L86 88H85ZM1 86H2V88H1ZM3 86H4V88H3ZM25 86H26V87H25ZM55 86H56V88H55ZM65 86H66V87H65ZM69 86H71V87H69ZM6 87H7V88H6ZM17 87H18V88H17ZM72 87H74V88L72 89ZM81 87H82V88H81ZM8 88L11 89V90H9V91L12 92V93L10 92V93H11V94H9L10 96H8L9 91L6 90V89H8ZM13 88H14V89H13ZM48 88H47V90H48ZM77 88H78V89H77ZM18 89H19V90H18ZM83 89H84V92H85V93H84V92H81V93H80V91H81V90L83 91ZM22 90H23V91H22ZM62 90H61V92H62ZM78 90H79V91H78ZM1 91H0V93H2ZM14 91H15V92H14ZM27 91H28L29 93H28ZM56 91H55V92L53 91V92L56 94ZM13 92H14V94H13ZM53 92H52V93H53ZM58 92H57V93H58ZM61 92L58 93V94H62ZM78 92H79V93H78ZM54 93H53V94H54ZM58 94H56V96H58ZM80 94H81V95H80ZM32 95H33V96H32ZM38 95H39V94H37V96H38ZM62 95H64V94H62ZM82 95H84V96H82ZM2 96H0V97H2ZM12 96H11V97H12ZM54 96H55V95H54ZM117 96H118V98H119V95H117ZM84 97H85V99H86L87 101L84 100ZM82 98H83V99H82ZM88 98H89V97H88ZM97 98H98V97H97ZM12 99H13V97H12ZM36 99H37V98H36ZM3 100H4V99H3ZM82 100H84V101H82ZM0 101H1V99H0ZM29 101L31 102V99H28V102H27V103H29ZM94 101L99 102V103H97L98 106L96 105L98 109L96 108V106H95V104H94V103H95ZM255 101L258 102V103H260V104H263V105H264V100H263V99H255ZM83 102H84L85 104H84ZM90 102H92V103L89 104ZM75 103H77L76 105L80 106V105L78 104V101L75 102ZM29 104H30V103H29ZM29 104H28V106H29ZM87 104H88V105H87ZM86 105H87V106H86ZM89 105H90V106H89ZM81 107H82V106H81ZM83 107H82V108H83ZM94 107H95V108H94ZM91 108H92L93 111L90 110ZM93 108H94V109H93ZM219 108H220V107H219ZM119 109H120V107H119ZM119 109H117L116 112H114L115 108L113 109V111H112V113H111V117H112V115H113V117H114V118L112 117L113 120L116 119V118L120 115L119 112H121V110H119ZM217 109H218V107H217ZM217 109H216V110H217ZM220 110H221V108H220ZM90 111H91V112H90ZM95 112H96V111H95ZM113 112H114V113H113ZM82 113H81V114H82ZM88 113H89V114H88ZM91 113H92V114H91ZM118 114H119V115H118ZM205 114H207V112H205ZM115 115H117V116H115ZM85 117H84V118H85ZM86 118L83 119V122H84V120H87ZM55 120H56V122L58 121V119H56V118H55ZM88 120H89V118H88ZM114 121H118V120H114ZM56 122H55V123H56ZM87 122H88V121H86V123H87ZM89 122H90V121H89ZM84 123H85V122H84ZM97 123H99V122L97 121ZM97 123H96V124H97ZM88 124H89V123H88ZM90 124H91V122H90ZM90 124H89V125H90ZM5 125H7V124L5 123ZM86 126H87V125H86ZM5 127H7V129L9 130V131H7V129L4 130L5 132L7 131V133H6V134H7L6 137H7V136H9V133H10L11 127L9 126V124H8V126H5ZM5 127H4V128H5ZM8 127H9V128H8ZM119 130H120V129H119ZM119 130H118V129L114 130L115 135H116V133H118V134L121 133L120 131H122V133H123V130H122V129H121L120 131H119ZM53 131H54V130H53ZM76 131H77V130H76ZM76 131H75V132H76ZM116 131H119V132H116ZM8 132H9V133H8ZM75 132H74V133H75ZM11 133H12V132H11ZM74 133H73V132L71 133V135H72L71 137H70V136H69V137L66 136V137H68V138H66V139H65V137H64V138L61 140L60 145H61L62 142H63L62 144H64V141L66 140L64 146H66V147L68 146L67 148H69V147L71 146L70 149H71V148H74V149H72V151L74 150V152H75V146L79 143L80 140H81V141H80L81 143H82L83 141H85V138H84V136H83L82 139H81V138H80L81 135H80V133H78V131H77V134H76V133L74 134ZM73 134H74V135H73ZM10 135H11V134H10ZM78 135H79V136H78ZM113 135H114V134H113ZM113 135H112V136H113ZM74 136H75L76 138H77V137H78V138L76 139V138H74ZM72 137H73V138H72ZM113 137H114V136H113ZM8 138H9V137H8ZM10 138H11V137H10ZM69 138H70V139H69ZM83 138H84V139H83ZM97 138H98V137H97ZM97 138H95V139H97ZM79 139H80V140H79ZM93 139H94V138H93ZM93 139H92V141H94ZM107 139H109V138H107ZM71 140H72V141H71ZM73 140H74V142H73ZM75 140H76L77 142H76ZM78 140H79V141H78ZM86 141H87V140H86ZM86 141L83 142V144H82V146L84 145V146H83V149H84L85 145H87V148H88V145H89V147H92L93 144H96V143H92L91 141H90V143H92L91 145H90L89 142H87V143H89V144H86ZM96 141H97V140H95V142H96ZM74 143H75L76 145H75V146H72V145H74ZM84 143H85V144H84ZM71 144H72V145H71ZM60 145H59V146H60ZM37 146H38V145H37ZM62 146H63V145H61L60 148H61ZM77 146H78V145H77ZM94 147H97V145L94 146ZM94 147H92V148H94ZM32 148H33V147H32ZM32 148H31V149H32ZM37 148H38V149H37ZM37 148H36V146H35L33 149H37V151H39L40 146L37 147ZM87 148L85 147V150H86ZM70 149H68V150H70ZM40 150H42V149H40ZM60 150H63V151H62L63 153H64V152L66 153V151H68V150H65V147H64V149H63V147H62V149H60ZM64 150H65V151H64ZM87 151H89V149H88ZM76 152H77V151H76ZM63 153H62V154H63ZM71 153H72V152H71ZM71 153H70V154H71ZM78 153H79V152L75 153V155L78 154ZM29 154H30V153H29ZM29 154H28V155H25V156L22 155V156H21V160H22V157H24V158H23L24 160H25V158H26L25 161H29L30 159H29L28 157L32 156V155H29ZM70 154L68 155L69 159L72 158V157H70V156H73L74 153H73L72 155H70ZM26 156H27V157H26ZM64 156H65V154H64ZM34 157L37 158L38 156H32V157H30V158L33 159V160H35ZM65 157H67V155H66ZM74 157H75V156H74ZM27 158H28V159H27ZM38 159H39V158H38ZM24 160H23V161H24ZM67 160H68V159H67ZM31 161H32V160H30V162H31ZM36 161H37V160H36ZM36 161H35V162H36ZM32 162H33V161H32ZM1 164H2V163H1ZM20 164H21V163H20ZM23 164H24V163H23ZM3 165H4V164H3ZM1 166H2V165H1ZM6 167H9V166H5V169L7 170V171H6V170H5V171L8 172L9 170H8V168H6ZM2 168H3V167H2ZM9 168H10V167H9ZM1 171H2V169H1ZM10 171H11V170H10ZM2 172H4V170H3ZM2 172H0V174H1ZM5 174H6V173H5ZM4 176H5V175H4ZM5 177H7V176H5ZM5 177H4V178H5ZM50 177H51V176H50ZM4 178L1 177V180L4 179ZM7 179H8V178H7ZM5 181H6V180H3V182H5ZM176 215H177V213H176ZM176 215H175V216H176ZM179 215H180V214H179ZM179 217H180V216L177 215L175 218H177V219L179 220ZM123 235H124V233H123ZM125 235H126V233H125ZM127 236H128V235H127ZM129 236H130V235H129ZM121 237L125 238L124 236H121ZM123 238L120 239V240H124V241H122V242L124 243V242H125V239L127 240L128 238H125V239H123ZM118 240H119V239H118ZM120 240H119V241H120ZM130 240H131V239H129V240H127V241H129L130 243L133 242L132 240H131V241H130ZM127 241H126V242H127ZM117 242H118V241H117ZM117 242H116V244H117ZM130 243H127V244L129 245ZM124 244H125L126 246H128L126 243H124ZM124 244L120 243V245H123V246H124ZM117 245H118V244H117ZM130 245H132V244H130ZM130 245H129V246H130ZM134 245H135V244H134ZM132 247H133V245H132ZM132 247H128V248L130 249V248H132ZM126 248H127V247H126ZM143 251H145V250H143ZM145 252H147V250H146ZM145 252H144V253H145ZM148 253H149V256H147V258H149V257H151V256L154 257V255L151 254V251H150V250H148V252L145 253V255L148 254ZM152 253L154 254V252H152ZM150 254H151V256H150ZM156 254H159V253H155V255H156ZM157 256H158V255H157ZM141 257H145V258H146V256H144V255L141 256ZM138 258H140V257H138ZM151 258H152V257H151ZM233 259H234V258H233ZM233 259L231 258V261H230V262L235 261V259H234V260H233ZM135 260H137V258H136ZM232 260H233V261H232ZM70 262H73V264H76V261H75V260H71ZM134 262H135V261H134ZM139 262H140V261H139ZM142 262H143V261H142ZM142 262H141V263H142ZM230 262H229V263H230ZM135 263H137V262H135ZM141 263H140V264H141ZM69 264H72V263H69Z\"/></svg>","mask_w":264,"mask_h":264}]
</instances>
